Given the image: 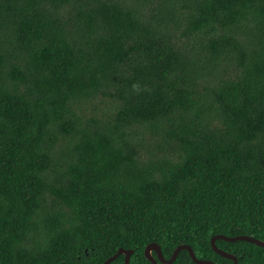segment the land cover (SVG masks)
<instances>
[{
	"label": "trees",
	"instance_id": "trees-1",
	"mask_svg": "<svg viewBox=\"0 0 264 264\" xmlns=\"http://www.w3.org/2000/svg\"><path fill=\"white\" fill-rule=\"evenodd\" d=\"M218 234L233 237V0H0V264L120 248L151 264L153 242L231 264ZM238 235L264 240V0H234ZM234 255L264 264L250 242Z\"/></svg>",
	"mask_w": 264,
	"mask_h": 264
},
{
	"label": "water",
	"instance_id": "water-1",
	"mask_svg": "<svg viewBox=\"0 0 264 264\" xmlns=\"http://www.w3.org/2000/svg\"><path fill=\"white\" fill-rule=\"evenodd\" d=\"M218 239H221V240H224L227 242H233V237L218 234V235L212 236V238L210 240V243H211V246H212L214 252L218 253L219 255H221L224 258L231 260L232 261L231 264H233V254L228 253V252L220 249L216 245V241ZM235 241H246V242H250V243L256 244L259 247L264 248V240H260V239H257L255 237H252V236H247V235L234 236V242ZM182 250L188 251L191 259L193 260V262L195 264H217L211 260L197 258L192 247H190L189 245H186V244H181V245L177 246L175 248V250L173 251L171 257L169 259H167L163 255L160 245L158 243L153 242V243L148 244L145 247L144 255L151 262V264H159V263L172 264L177 259L179 253ZM132 254H133V250H126V249L120 248L116 254H114L113 256L106 259L102 264H110L111 262L116 260L120 255H124L125 264H130V259H131ZM234 264H238V258L235 255H234Z\"/></svg>",
	"mask_w": 264,
	"mask_h": 264
}]
</instances>
